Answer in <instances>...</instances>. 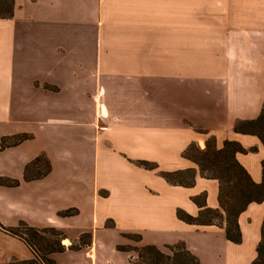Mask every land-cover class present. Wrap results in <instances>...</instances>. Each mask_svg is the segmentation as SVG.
<instances>
[{"label":"crops","instance_id":"0c3cea01","mask_svg":"<svg viewBox=\"0 0 264 264\" xmlns=\"http://www.w3.org/2000/svg\"><path fill=\"white\" fill-rule=\"evenodd\" d=\"M263 103L264 0H13L12 14L0 17V142L27 137L0 148V240L25 250L8 254L9 264L33 257L1 227L20 222L63 231L65 249L50 254L55 264L59 253L96 264L97 231L87 230L85 213L104 227L128 223L137 242L164 252L183 241L200 264H252L264 200L239 213V243L176 210L196 215L191 197L201 193L218 207V181L182 155L205 140L197 127L217 147H256L235 157L261 180L264 146L233 126L256 118ZM37 157L49 171L25 180ZM129 159L163 171L194 168L195 182L170 184ZM13 179L19 183L9 185ZM69 208L77 212L59 214Z\"/></svg>","mask_w":264,"mask_h":264},{"label":"trees","instance_id":"16d2710c","mask_svg":"<svg viewBox=\"0 0 264 264\" xmlns=\"http://www.w3.org/2000/svg\"><path fill=\"white\" fill-rule=\"evenodd\" d=\"M5 5L7 13L0 17H9L13 10V0ZM233 130L239 133L256 135L264 146V103L259 115L253 119L238 120ZM196 131L205 133L204 130ZM26 134H15L9 141L5 143V139L0 142V148L6 145L16 144L25 139ZM193 142L189 143L184 149L182 155L192 160L198 167L201 176L213 178L218 181V207L212 208L206 204L205 193L194 195L191 200L197 205L198 212L196 215H191L181 208L176 210L177 217L194 225H217L224 228L225 237L234 242H241V232L239 229L237 217L249 203L261 202L264 200V160L261 163L262 178L259 182H255L250 177L247 170L237 161L235 154L237 152L254 151L256 147L246 149L235 140H225L220 148L215 146V141L212 136L205 140V149H196V156L190 153ZM37 157L31 163L25 165L23 178L25 180L40 177L49 171V163H46V169L43 172H38L37 175H29L30 169L40 160ZM135 163L146 169H156L157 164L148 160H136ZM159 175L162 176L168 183L181 186H192L195 182L196 171L194 168L176 169L170 171L160 170ZM1 182V180H0ZM19 180L13 179L8 182L9 185H17ZM77 212L76 209H66L59 212L60 215H73ZM113 225V224H111ZM3 230L13 236L23 240L29 249L33 252V257L24 260H12L11 264H55L50 257L51 253L62 252L65 246L62 240L65 234L62 230L53 226L34 227L20 222L15 227H4ZM43 234H47L45 237ZM127 236L138 234H126ZM53 237V240L50 239ZM74 246H71V248ZM165 247L168 252H164L160 248L152 244H144L135 248L118 244L116 249L119 251L129 252L134 250L137 252L138 262L129 260L131 264H200L198 258L186 247L183 241H178L173 244H167ZM40 252L42 254H40ZM256 257L252 264H264V218L260 228V239L256 247Z\"/></svg>","mask_w":264,"mask_h":264},{"label":"rangeland","instance_id":"374dc122","mask_svg":"<svg viewBox=\"0 0 264 264\" xmlns=\"http://www.w3.org/2000/svg\"><path fill=\"white\" fill-rule=\"evenodd\" d=\"M6 1L8 3L10 2V0H0V15H5L7 13L8 7L5 5ZM197 128H198V130H204L201 127H197ZM207 133L208 132L205 131V133L203 135L205 137V140L209 136H211V135H208ZM205 140L199 141L198 143H194L190 149V153L192 155L194 154V156H196V154H197L196 149L204 150L206 147ZM215 146H216V144H215ZM217 148H220V147H217ZM39 161L42 164L41 167L39 169H35V167L33 166L29 171V175L34 176V175H37L38 172H43V170L45 169L44 163L46 161L44 158H41ZM129 161L132 162L133 160L129 159ZM155 170L158 172L160 171L159 169L157 170V168ZM201 194H203V193H201ZM201 194H198V195H201ZM83 218H84L87 230L90 233L93 230L97 231V242H98L97 254H98V256L96 259V264H106V263L107 264H126L125 253L123 251H119L116 249V245L121 244V241H123V242L125 240L128 241L127 244H121V245L131 247V249L135 248L136 246L142 245V244H140V242H137L140 239L137 240L136 235H132V237L126 235V234H133V233H130L129 231H127L131 227L130 224H128V223H126L128 226H119L118 225L116 228H113L114 224L111 225L112 224L111 223L108 226L107 225L108 222H107L106 227L108 226V227L113 228L111 230V229L104 227L100 222L98 224H95L94 221H96V220H94L92 222L91 216L87 215L86 213L81 216V219H83ZM124 229H126V230H124ZM70 233H72V231ZM166 233L169 235V232L166 230V228H164L163 234H166ZM43 235L45 237L48 236L47 234H43ZM147 235L150 237L152 235V232L150 230H148ZM92 237H93V235H92ZM88 238H89V236H88ZM50 239L53 240V237L50 236ZM85 241H87L86 235L81 238V242H85ZM165 250H166V252H168L167 248ZM24 251H25L24 247H22L21 244L15 242V241L11 242V241L0 240V264H9L8 254L15 252L16 255L18 256V255H23ZM40 254H42V253L40 252ZM68 257H71V256H69L68 254H63V253H59V255L56 254V260L58 261V264H95L94 260H93V262H91L90 259L84 258L81 255H77V257L74 258L73 260H72V258L68 259ZM127 258L133 262H136V263L138 262L137 252L134 250H130L129 252H127Z\"/></svg>","mask_w":264,"mask_h":264},{"label":"bare ground","instance_id":"6f19581e","mask_svg":"<svg viewBox=\"0 0 264 264\" xmlns=\"http://www.w3.org/2000/svg\"><path fill=\"white\" fill-rule=\"evenodd\" d=\"M63 242H66L65 240Z\"/></svg>","mask_w":264,"mask_h":264}]
</instances>
